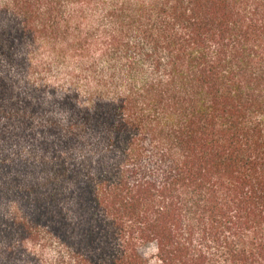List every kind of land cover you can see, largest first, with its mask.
<instances>
[{"label":"trees","instance_id":"16d2710c","mask_svg":"<svg viewBox=\"0 0 264 264\" xmlns=\"http://www.w3.org/2000/svg\"><path fill=\"white\" fill-rule=\"evenodd\" d=\"M0 264H264V0H0Z\"/></svg>","mask_w":264,"mask_h":264}]
</instances>
